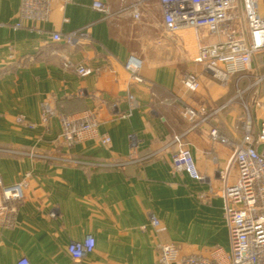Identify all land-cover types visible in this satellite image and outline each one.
<instances>
[{
	"label": "crops",
	"instance_id": "obj_1",
	"mask_svg": "<svg viewBox=\"0 0 264 264\" xmlns=\"http://www.w3.org/2000/svg\"><path fill=\"white\" fill-rule=\"evenodd\" d=\"M95 1L108 8L107 17L92 7ZM20 6L21 0H0V176L6 185L26 179L27 187L14 224L0 226V264L20 258L30 264H157L161 242L181 254L227 253L216 173L231 151L208 132L217 126L239 140L238 110L226 109L192 131L180 114L233 98V86L220 85L193 63L198 46L217 39L192 29L166 33L157 0H52L40 23L21 19ZM258 12L264 17V0ZM73 32H79L73 45L51 39ZM129 55L143 63L142 83L130 82L123 71ZM79 66L85 75L77 74ZM252 69L264 72L260 56ZM185 72L198 76V90L181 84ZM44 109L54 112L45 123ZM86 110L95 112L110 143L66 147L58 114ZM180 134L200 180L174 169L172 139ZM134 148L137 156L151 157L127 162ZM148 213L160 221L158 234L142 230ZM88 235L94 250L72 260L68 242Z\"/></svg>",
	"mask_w": 264,
	"mask_h": 264
},
{
	"label": "built area",
	"instance_id": "obj_2",
	"mask_svg": "<svg viewBox=\"0 0 264 264\" xmlns=\"http://www.w3.org/2000/svg\"><path fill=\"white\" fill-rule=\"evenodd\" d=\"M145 1L148 0H137L138 3ZM157 1L162 9L166 33L192 29L202 32L203 38L211 36L217 39L211 44L199 45L193 63L220 85H227L233 76L243 78L252 73V64L259 56L264 60V17L258 12L260 0ZM51 2L21 0L20 18L33 23L46 21ZM92 7L104 18L109 15L108 8L100 1L93 2ZM15 27H20V24ZM78 35L79 32L52 34L51 39L73 45ZM142 65L138 57L128 56L123 71L130 82L142 83ZM76 72L83 76L87 70L79 66ZM180 82L189 91H196L200 86L198 76L192 72L183 73ZM128 99L133 100V97L128 96ZM233 100L215 109L185 107L180 114L189 126L188 131H192L209 124L213 117L228 109ZM257 106L260 117L250 113V108L252 110ZM243 108L245 113L241 119L239 140L229 138L217 126H210L208 132L213 142L231 151L225 166L216 173L219 181L217 195L222 201L229 251L226 253L221 248H214L207 254H181L175 245L161 242L157 245V264H264V102L258 103L253 98L250 107L243 102ZM53 115L54 112L44 109L41 121L45 123ZM58 118V137L68 148L87 141H98L102 145L110 143L109 136L99 132L97 115L92 110L74 115L60 113ZM17 121L22 123L21 119ZM133 138V135L128 136L130 141ZM172 145L175 147L172 158L174 169L200 180L191 151L183 142V134L175 135ZM136 154V149H132L127 162L142 163L151 157ZM69 162L77 164L73 160ZM26 187V179L6 185L0 176V226L14 224L18 207L25 198ZM147 227L155 234L163 230L153 213H148L147 225L142 230H147ZM94 248L95 240L88 235L83 241L70 240L66 250L72 260L78 262ZM16 264L30 262L20 258Z\"/></svg>",
	"mask_w": 264,
	"mask_h": 264
},
{
	"label": "rangeland",
	"instance_id": "obj_3",
	"mask_svg": "<svg viewBox=\"0 0 264 264\" xmlns=\"http://www.w3.org/2000/svg\"><path fill=\"white\" fill-rule=\"evenodd\" d=\"M228 85H230V90L232 86L235 90L233 94V103L228 109L235 106L238 110L237 119L241 120L245 113L243 102L250 107L253 98H257V102L259 103V99L264 97V72L253 70L252 73H248L243 78H237L234 81L228 82ZM250 113L252 115L255 113L256 117H260L258 106L256 108L254 107L252 110L250 108Z\"/></svg>",
	"mask_w": 264,
	"mask_h": 264
},
{
	"label": "trees",
	"instance_id": "obj_4",
	"mask_svg": "<svg viewBox=\"0 0 264 264\" xmlns=\"http://www.w3.org/2000/svg\"><path fill=\"white\" fill-rule=\"evenodd\" d=\"M233 77H235V76H233ZM233 77H232V78H233ZM230 80L232 81L233 79H230ZM231 81H229V82H231Z\"/></svg>",
	"mask_w": 264,
	"mask_h": 264
}]
</instances>
